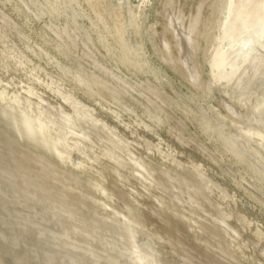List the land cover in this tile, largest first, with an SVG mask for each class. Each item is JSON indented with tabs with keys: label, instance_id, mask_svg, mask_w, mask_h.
Instances as JSON below:
<instances>
[{
	"label": "bare ground",
	"instance_id": "6f19581e",
	"mask_svg": "<svg viewBox=\"0 0 264 264\" xmlns=\"http://www.w3.org/2000/svg\"><path fill=\"white\" fill-rule=\"evenodd\" d=\"M0 264H264V0H0Z\"/></svg>",
	"mask_w": 264,
	"mask_h": 264
},
{
	"label": "rangeland",
	"instance_id": "374dc122",
	"mask_svg": "<svg viewBox=\"0 0 264 264\" xmlns=\"http://www.w3.org/2000/svg\"><path fill=\"white\" fill-rule=\"evenodd\" d=\"M202 160V157L199 155H194V156H185L184 157V161H188V160Z\"/></svg>",
	"mask_w": 264,
	"mask_h": 264
}]
</instances>
